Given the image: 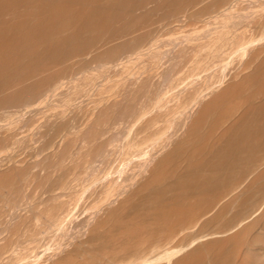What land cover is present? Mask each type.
Returning <instances> with one entry per match:
<instances>
[{
    "label": "bare ground",
    "instance_id": "1",
    "mask_svg": "<svg viewBox=\"0 0 264 264\" xmlns=\"http://www.w3.org/2000/svg\"><path fill=\"white\" fill-rule=\"evenodd\" d=\"M0 264H264V0H0Z\"/></svg>",
    "mask_w": 264,
    "mask_h": 264
},
{
    "label": "rangeland",
    "instance_id": "2",
    "mask_svg": "<svg viewBox=\"0 0 264 264\" xmlns=\"http://www.w3.org/2000/svg\"><path fill=\"white\" fill-rule=\"evenodd\" d=\"M185 29H186V28H183L182 31H181L180 33L183 34V32H185L188 28H187L186 30H185ZM184 30H185V31H184ZM252 33H254V32H252ZM252 33H251V34H252ZM253 35L256 36V33H255V34H252V36H253ZM233 63H234V62H232V64H233ZM236 63H237V62H236V60H235V63H234V64H236ZM232 64H231V65H232ZM231 65H229V66L232 67Z\"/></svg>",
    "mask_w": 264,
    "mask_h": 264
}]
</instances>
